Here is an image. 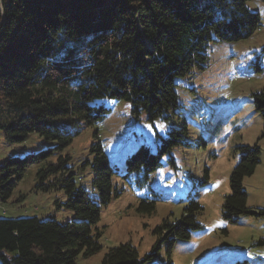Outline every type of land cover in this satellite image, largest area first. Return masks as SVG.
<instances>
[{
  "label": "trees",
  "instance_id": "1",
  "mask_svg": "<svg viewBox=\"0 0 264 264\" xmlns=\"http://www.w3.org/2000/svg\"><path fill=\"white\" fill-rule=\"evenodd\" d=\"M248 0H0V131L6 141L22 143L36 134L48 147L0 164V202L8 201L32 164L39 167L33 189L63 192L56 207L72 220L0 218L1 264H75L102 250L100 208L120 192L116 182L138 190L147 184L163 156L187 145V129L172 128L156 152L140 145L133 152L106 153L94 133L89 146L91 184L99 204L76 181L77 169L64 151L79 135L111 111L129 103L136 118L171 123L177 116L176 79L208 67L212 42L248 39L260 27ZM264 2V0H262ZM260 71L258 63L254 64ZM255 109L264 110V94L254 93ZM240 161L229 175V194L221 216L234 223L250 213L242 183L259 165L257 146L238 148ZM114 155V158H110ZM172 164V159L169 158ZM154 201L139 200L137 212L151 214ZM202 208L189 204L183 215L162 221L154 235L167 240L169 257L176 241L200 229ZM159 242V241H158ZM140 256L129 243L109 247L100 264H145L158 256ZM153 264V262L151 263Z\"/></svg>",
  "mask_w": 264,
  "mask_h": 264
},
{
  "label": "rangeland",
  "instance_id": "2",
  "mask_svg": "<svg viewBox=\"0 0 264 264\" xmlns=\"http://www.w3.org/2000/svg\"><path fill=\"white\" fill-rule=\"evenodd\" d=\"M247 8L259 15L260 27L251 37L238 42H212L208 67L191 76L176 79L177 116L171 123L136 118L130 105L116 101L111 111L91 126L80 125L79 135L64 151L77 169L76 181L90 201L99 204L88 166L89 146L94 133L106 153L130 154L145 145L152 152L172 128L187 129V145L173 148L162 157L143 189L116 182L118 198L100 208L98 229L102 250L78 257L75 264H100L109 247L129 243L140 256L151 253L158 242V256L145 264H264V215H241L234 223L223 220L221 208L229 194V175L240 161L239 147L257 146L259 165L243 180L250 213L264 211V110L257 111L252 95L264 94V2L248 0ZM261 68L256 71L254 64ZM48 147L36 134L22 143L6 141L0 131V164L7 158H23ZM114 158V155H110ZM172 159V164L169 162ZM38 164L28 166L10 199L0 202V218L37 217L60 223L72 220V213L56 207L64 202L61 191L33 189ZM154 201L151 214L137 212L139 200ZM202 208L197 216L200 229L185 241L174 242L166 255L168 241L154 235L162 221L178 220L189 204ZM1 264V260H0Z\"/></svg>",
  "mask_w": 264,
  "mask_h": 264
}]
</instances>
